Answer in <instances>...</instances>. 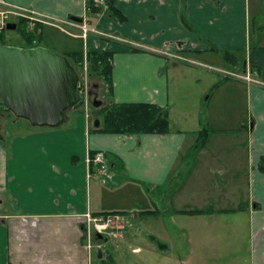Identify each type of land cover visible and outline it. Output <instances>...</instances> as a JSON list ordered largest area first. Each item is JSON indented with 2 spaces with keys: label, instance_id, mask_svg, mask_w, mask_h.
Wrapping results in <instances>:
<instances>
[{
  "label": "crops",
  "instance_id": "1",
  "mask_svg": "<svg viewBox=\"0 0 264 264\" xmlns=\"http://www.w3.org/2000/svg\"><path fill=\"white\" fill-rule=\"evenodd\" d=\"M8 1L50 18L27 29L58 53L113 51V100L157 104L168 110L171 131L99 132L82 107L56 128L15 122L16 134L0 148V194L13 207L0 216V264H93L83 237L87 211L127 215L125 239L108 240L117 243L120 264L129 249L140 264H227L232 255L230 264H264V0L255 7L250 0H113L122 21L92 0ZM71 16L96 32L84 39L66 22ZM212 52L243 54L246 70L237 73L259 82L215 77L213 89L234 90L222 105L191 95L200 89L189 85L194 78L209 81L206 71L169 54L195 64ZM97 151L107 157L105 174L87 162ZM117 191L123 198L115 204ZM134 194L147 200L130 212ZM136 220L151 239L144 245ZM96 244L98 253L106 241Z\"/></svg>",
  "mask_w": 264,
  "mask_h": 264
},
{
  "label": "water",
  "instance_id": "2",
  "mask_svg": "<svg viewBox=\"0 0 264 264\" xmlns=\"http://www.w3.org/2000/svg\"><path fill=\"white\" fill-rule=\"evenodd\" d=\"M70 19L83 21L78 16ZM8 28L15 30L17 24L9 23ZM246 65L245 61L244 71ZM87 95L80 74L65 55L42 44L23 46L0 41V110L34 127L56 128ZM94 105L99 102L94 101ZM95 125L99 126L98 119ZM97 254L101 258L102 250Z\"/></svg>",
  "mask_w": 264,
  "mask_h": 264
},
{
  "label": "rangeland",
  "instance_id": "3",
  "mask_svg": "<svg viewBox=\"0 0 264 264\" xmlns=\"http://www.w3.org/2000/svg\"><path fill=\"white\" fill-rule=\"evenodd\" d=\"M250 2H251V7H255L256 0H250ZM22 28H23V26L18 24L16 30H11V31L7 32L4 40L9 44L24 45L27 41L23 38V36L21 34ZM74 29L78 30L80 33L83 34L82 30L79 27H74ZM36 42L50 48L51 50H53L55 52H60L58 50L52 49L51 45H49V43H47V41L42 39V38H36ZM97 51H99V50H97ZM198 59L200 60L201 63H195V64H190L188 62H183V63H185L187 65H191L195 68H200V69L205 70L207 73L206 77H207V79H209V81L208 80L198 81L194 78L193 82L190 83L189 85H191L192 87L200 88V89H189L191 92H193V94H191V95H196L199 98H202L203 102H206V100H207L206 103L208 105H216V101L220 98H221L220 102L217 104H219V105L225 104L224 102H226V100H228L230 95L234 93V90H232V89H213V87H212L213 80L215 77H226V76L232 77L228 74H224V72L222 70L231 71V72H239V73L242 72V66H243L244 62L246 61L243 58V54H241V53L235 54V57L232 58L231 56H227L224 53L218 54L216 52H212L210 55L206 54L205 56L203 55V56L199 57ZM77 69H78V72L81 76L83 85L86 87L87 92L89 93L91 120L94 122L97 119L98 114L94 110L93 105L91 106V104H93L94 101H98V100L106 101L109 97V94H108V92H105L106 87L103 86L102 80L100 78H98V76L95 73H90V71L87 69L86 65L84 67H78L77 66ZM218 69H220V70H218ZM202 87H204V89H201ZM208 96H210V97L208 98ZM74 111L75 110L69 112V114H72ZM7 117L8 118L3 119V121H2L4 125L6 124L5 129L7 131H5V136L3 139L4 140L3 142H5V143L2 144V142L0 141V148L1 149H3V145L6 144V142H7L6 140H9L7 137L9 136V138H11V136L16 134L18 129L16 128V126H14V122H17L20 120L17 118H13L11 115H8ZM230 120L231 119L229 117L228 123H227L228 125H229ZM204 129L208 130V128H206V127ZM226 131H228V130H226ZM99 174H101V173H99ZM188 191L189 190H183V193L187 194ZM134 195L135 196H133V197H132V195L129 197L135 203L134 205H131L133 207H131L129 209L130 212H133L134 210L140 211L141 209H139V208L141 205L139 202L143 199V197L145 200H147L145 198V196L139 197V195H137V194H134ZM114 198H116L114 200V202H115V204H117V202H121V199L123 197L117 191L113 196V199ZM10 202H11L10 196L5 194V204H4V206H0V214L1 215L10 211L11 209H13ZM135 229L141 230V231H137V237L139 240H141V245H144V243L146 241L145 239L147 237L146 232H148V231L146 230L145 226H143L142 221L136 220V222L134 224V230ZM129 236L133 237L134 235L129 233ZM147 239L151 241L149 236L147 237ZM116 244L117 243L114 240L113 242H109V243L107 242L104 245V248H103L104 257H103V259H99L97 256L96 250H93V252H92L93 255L91 254L92 260L90 263H93V264H120L121 262L118 260L119 248ZM130 244L132 245V243H130ZM227 246L228 247L232 246L231 240H229ZM244 248H248V246L244 245ZM235 253L237 254V256L239 258L240 254L238 252H235ZM124 254H125V256L123 255V259L125 260L126 264H136V263L140 264V260H138L137 258L141 257V255L136 256V255L131 254L130 249L128 250V252L125 251ZM243 255H244V253H242L241 257L245 260L246 255H244V256ZM120 256H122L121 252H120ZM232 257H233V255L225 258V261L227 262V264H230L231 262H233V260H236V259H232Z\"/></svg>",
  "mask_w": 264,
  "mask_h": 264
},
{
  "label": "trees",
  "instance_id": "4",
  "mask_svg": "<svg viewBox=\"0 0 264 264\" xmlns=\"http://www.w3.org/2000/svg\"><path fill=\"white\" fill-rule=\"evenodd\" d=\"M91 6H93L92 3ZM109 7L113 10V15L119 21L124 19L112 5H109ZM19 24L23 26L21 34L27 41L23 46L38 45L39 43L36 42V38H41V36L36 34V28L31 30L27 29V22L25 20H21ZM4 38V36H0V41L7 43ZM133 50H136V48H133ZM61 54L69 59L77 72V66L84 67L86 65L90 73H95L98 78L102 80L103 86L106 87L105 92L109 94L108 99L106 101L98 100L97 102H99V105H93L94 110L98 114L97 119L99 120V126H95V130L103 133L125 134H167L171 131V121L168 110L157 104L146 102L119 103L113 100V51H85L81 47L80 49ZM207 133V130L201 132V144L206 141ZM196 212H199V210Z\"/></svg>",
  "mask_w": 264,
  "mask_h": 264
},
{
  "label": "built area",
  "instance_id": "5",
  "mask_svg": "<svg viewBox=\"0 0 264 264\" xmlns=\"http://www.w3.org/2000/svg\"><path fill=\"white\" fill-rule=\"evenodd\" d=\"M111 0H93L92 4L96 8L107 7ZM21 20H25L28 25L49 24L50 18L44 14H41L33 9L25 6H21L12 3L8 0H0V36L6 37L9 23H19ZM68 24L74 27H79L83 34V38H87L91 32H96L87 22L77 23L74 21H66ZM57 26L59 23L55 24ZM166 53V51H165ZM169 54V53H168ZM173 58L178 59L182 62H195L192 59L184 56L183 54H169ZM224 74H228L234 78H241L248 80L249 82L258 83L259 81L252 77L250 74H239L231 71H223ZM84 117L86 119L87 126L91 124L90 114V102L88 98L83 104ZM88 163H94L97 165L98 172L105 174L109 167L105 153L103 151H97L92 156L89 155L87 158ZM83 221V237L85 238V246L89 254L97 248L98 235H102L103 238L124 240L126 237L125 229L127 226V215L123 213H107L95 215L91 211H87L84 214Z\"/></svg>",
  "mask_w": 264,
  "mask_h": 264
},
{
  "label": "flooded vegetation",
  "instance_id": "6",
  "mask_svg": "<svg viewBox=\"0 0 264 264\" xmlns=\"http://www.w3.org/2000/svg\"><path fill=\"white\" fill-rule=\"evenodd\" d=\"M112 1L113 0L110 1L109 5L112 3ZM8 115H11L13 118H16L11 112H4V111L0 110V141H4L3 139H4V136H5V131H7L5 129V125L6 124L4 125L2 121H3V119L8 118L7 117ZM4 204H5V195H1L0 194V206H4ZM0 216H1V214H0ZM97 237H98V239H105L106 243L108 242V239L107 238H103L102 235H98ZM102 253H103V251H102Z\"/></svg>",
  "mask_w": 264,
  "mask_h": 264
}]
</instances>
